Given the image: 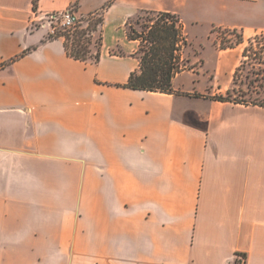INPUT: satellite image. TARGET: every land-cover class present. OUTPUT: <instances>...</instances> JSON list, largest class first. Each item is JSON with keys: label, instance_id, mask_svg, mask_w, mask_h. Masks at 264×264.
Instances as JSON below:
<instances>
[{"label": "crops", "instance_id": "1", "mask_svg": "<svg viewBox=\"0 0 264 264\" xmlns=\"http://www.w3.org/2000/svg\"><path fill=\"white\" fill-rule=\"evenodd\" d=\"M203 6L264 0H0V264H264V106L215 99L262 19L187 58L174 92L122 86L140 66L133 17L184 26V8ZM69 7L102 12L98 62L31 27Z\"/></svg>", "mask_w": 264, "mask_h": 264}, {"label": "trees", "instance_id": "2", "mask_svg": "<svg viewBox=\"0 0 264 264\" xmlns=\"http://www.w3.org/2000/svg\"><path fill=\"white\" fill-rule=\"evenodd\" d=\"M34 9H37L38 0H33ZM111 1L104 7V9ZM96 21H90L88 26H82L72 30H67L60 34L64 37V46L68 55L80 61L98 62L101 57V48L103 44V14ZM94 14V13H91ZM129 25V23H128ZM237 36L238 41L235 43L224 44L223 37H219V45L221 48L234 47L243 42V36L237 29H231ZM98 32L97 39H93L92 34ZM130 39L139 41V48L136 52L140 61V66L137 70L130 74L127 83L122 86L146 91H156L171 93L174 92L173 79L177 73L186 69L187 63L183 59L184 48L188 45V39L184 32V26L180 17L171 12L160 11L157 17L151 19L150 24L143 31H138L131 28L128 31ZM264 37V33L258 34L249 40V46L244 51L245 58L249 56V52L253 51L257 56L264 53V41L260 39ZM257 45H261L258 47ZM260 48V50H259ZM95 49V51H94ZM28 50H25L21 55H24ZM243 64V63H242ZM236 70L234 81L236 84L238 73L241 66ZM231 91L227 95H217L215 99L229 100L240 103H253L264 106L262 102H245L232 100L230 98Z\"/></svg>", "mask_w": 264, "mask_h": 264}, {"label": "rangeland", "instance_id": "3", "mask_svg": "<svg viewBox=\"0 0 264 264\" xmlns=\"http://www.w3.org/2000/svg\"><path fill=\"white\" fill-rule=\"evenodd\" d=\"M157 14L158 12L154 11L138 13L128 22V31L131 28L143 31L150 24L151 19L157 17ZM181 15L185 20L184 30L188 39V45L184 48L186 63L187 58L194 59L198 56L203 61L209 60L214 49V39L220 36L223 37L224 44L237 42L238 36L231 30L236 29L232 26L234 22L247 23V17L250 19L260 18L264 22V9L260 10L255 6H249L245 10L220 9L211 6L184 8ZM99 17L100 13L81 16V22L77 27H87L90 21H96ZM252 26L255 25L252 24ZM31 27L33 29H45L38 21H34ZM238 28V31H243L240 27ZM63 32L65 31L60 29L58 35L60 36ZM92 36L94 40L97 39L98 32H94ZM47 38H49V34H47ZM260 39L264 41V37H260ZM257 46L260 47L261 45ZM248 54L249 56L244 59L238 73L235 87L231 90L230 98L245 102H262L264 101V53L256 56L253 51H250ZM207 64L210 66V63ZM179 81L188 85L192 82V78L185 73L181 75Z\"/></svg>", "mask_w": 264, "mask_h": 264}, {"label": "built area", "instance_id": "4", "mask_svg": "<svg viewBox=\"0 0 264 264\" xmlns=\"http://www.w3.org/2000/svg\"><path fill=\"white\" fill-rule=\"evenodd\" d=\"M38 22H41L42 27H45L49 37H55L58 36L60 29L63 31L75 29L81 22V16L76 12L75 8L69 7L65 10L48 12ZM238 260L240 264H247L245 255L239 254Z\"/></svg>", "mask_w": 264, "mask_h": 264}]
</instances>
